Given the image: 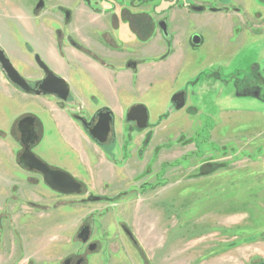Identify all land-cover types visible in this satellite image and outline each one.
<instances>
[{
	"label": "rangeland",
	"instance_id": "obj_1",
	"mask_svg": "<svg viewBox=\"0 0 264 264\" xmlns=\"http://www.w3.org/2000/svg\"><path fill=\"white\" fill-rule=\"evenodd\" d=\"M44 1L40 15L38 0H0V44L19 72L39 74L23 48L35 38V52L58 53L65 71H55L71 88L59 111L0 71V264H264V0ZM55 5L72 11L69 25ZM58 29L81 48L54 38ZM102 32L115 34L116 51L99 43ZM95 63L115 72L105 92L87 80ZM180 91L187 101L177 110ZM137 104L149 111L145 130L126 120ZM104 107L114 110V139L101 148L68 114ZM28 115L44 124L37 153L102 201L57 194L37 176L33 208L35 181L18 163L17 125ZM85 225L93 253L77 237Z\"/></svg>",
	"mask_w": 264,
	"mask_h": 264
},
{
	"label": "flooded vegetation",
	"instance_id": "obj_2",
	"mask_svg": "<svg viewBox=\"0 0 264 264\" xmlns=\"http://www.w3.org/2000/svg\"><path fill=\"white\" fill-rule=\"evenodd\" d=\"M85 4L90 5L92 0H89L90 2L87 3L85 0H82ZM46 8V3L44 0H38L37 3V12L38 14L41 15L42 11ZM36 10V9H34ZM56 12L59 14L60 17H62L64 19V23L65 26L69 25L71 22V16H72V11L69 10L68 8H66L64 5H55L53 7L52 13ZM69 14V20L66 19V15ZM58 24H60V26H63V24L57 22ZM110 24L113 23V21L109 22ZM103 37H102V41H100L99 43L101 45L106 46L109 50L111 51H116L117 50V46H118V42L116 40L115 34H111L109 32H102ZM52 34L54 35V38L56 39H61L64 41L65 44H69L70 46H74L75 48H81V46L72 39L71 36H69V31L68 34L65 31L58 29V30H53ZM47 35V33H46ZM39 39L41 40L42 44L45 43V35H42V33L39 34ZM36 39L34 38L32 41L27 42V44L23 47L25 48V50L27 51V53H29V55H32V60L33 62L36 64L37 69L39 70V74L37 75V77H28L26 75H23L19 72V70L17 69V66L15 65L14 61H13V56L11 55V53L9 52V50L7 49V43L5 45H1L0 44V48L1 50H3L5 56L9 59V61L11 62V64L13 65V67L17 70V72L20 74V76L22 77V79L18 82H27L30 86V90L26 91L24 89H21L20 87L14 85L13 83H11L16 90L23 92L24 94L27 95H33L35 97H39V98H54L56 100L55 105L57 107V109L59 111L60 107L62 106L63 103H67L70 102V98H71V88L69 85V97L67 100H62L59 95L56 94H45L43 90H40V86L43 82H59L55 79H50L47 78V73L45 71L44 68L41 67V65L37 62V57H39V59L45 64V66L53 73L55 74L58 78H62L65 80V82H70L67 78H65L64 76L58 74L55 70V66L53 61L51 60V57L49 55V53L51 51H47L45 50L44 53H42L40 50L39 52H35V48L37 46L36 43ZM44 47V46H43ZM38 49V48H37ZM56 49V48H55ZM16 58V57H15ZM131 63V62H129ZM102 64V63H100ZM0 71L2 72L3 76L5 77V82H13L7 75V73L2 69L1 64H0ZM53 90L55 92H58V94L62 93V90L60 87L58 86H54L52 85ZM37 92H42L40 95H38ZM182 92V91H180ZM179 93V92H178ZM175 107V104H174ZM110 113V116L112 118V120L109 121L110 123V130L109 133L107 135L106 138V142L105 143H99L96 139H94L91 134L90 131L91 130H95L98 131V133L100 134V131L98 130V127L103 125V123H105V121L109 118L106 114ZM84 114H77V113H70L68 114V118L71 119L70 122H72V124L76 127L79 128V130H81L90 140L94 141L95 144L101 148H106V147H110L111 145H113V139H114V124H115V117L114 114L111 110H109L108 108H99L97 109L91 116H83ZM54 116V115H52ZM63 115L61 114L60 117H62ZM58 118V116L56 117ZM30 120L28 121L27 125H23L22 127L20 126V123L24 120ZM33 119V120H31ZM57 121V119H56ZM69 121H64L62 119V127H64L65 132H67L68 130H70V124L67 123ZM59 125V123H57ZM42 125H44L43 123H41L38 119V117L36 116H25L24 118H22L17 125L18 131L20 133V143H21V154L18 158V163L20 165V168L27 173H32L33 175V179L35 181V192H36V198H35V202L33 203V208L37 211V176L42 179V181L46 184V186L52 190L53 192L63 195V196H87V199L84 200V202H98V201H102L103 197L100 196H95L92 194H87V192H85V186L83 184V181L71 170L65 169L63 167H61L58 164L52 163L51 161H46L44 158H42L37 151L35 150L37 148V146L39 145V143L42 141V132L45 133L44 129L42 128ZM61 125V124H60ZM72 125V126H73ZM31 151L37 158H39L41 161H43L45 164L48 165V167L51 170L54 171H61L64 172L68 175H70L71 177L74 178L75 181H77L79 184H81V190L79 193H75V194H65L59 191L54 190L52 187H50L46 181H45V174H43L41 171L37 170V166H33L32 168L30 167L31 165V161L30 159H28L27 157H24L27 153ZM123 231L125 232V234L128 236L126 231H129L126 225H122ZM77 237L79 238V240H81V243L83 245L86 246L85 250L89 251L90 253L95 252L98 248L99 245L98 243L91 241L92 239V230L90 225H85V226H81ZM85 239H87V241H85ZM86 262V258L83 256L78 257L77 259L73 258V257H68L66 258V260L63 262V264H85Z\"/></svg>",
	"mask_w": 264,
	"mask_h": 264
},
{
	"label": "water",
	"instance_id": "obj_3",
	"mask_svg": "<svg viewBox=\"0 0 264 264\" xmlns=\"http://www.w3.org/2000/svg\"><path fill=\"white\" fill-rule=\"evenodd\" d=\"M87 3H89V0H85ZM196 11H202L201 7L194 8ZM70 15H66V19L69 20ZM160 30L162 31V34L165 37L169 36L168 26L167 22L165 20H161L159 22ZM192 42L195 45H199L201 43V38L199 36H194L192 38ZM37 62L41 65L42 68L45 69L47 73V78L55 79L59 82H43L40 86V90H43L45 94H56L59 95V97L62 100H67L69 97V84L65 82L64 79L58 78L55 74H53L46 66L45 64L37 57ZM0 64L2 69L7 73L8 77L13 81L14 85L20 87L21 89H24L26 91L30 90V86L27 82H18L22 79L20 74L17 72V70L13 67L9 59L5 56L3 50L0 48ZM128 67L132 70L137 69V64L135 62H131L128 64ZM52 85L58 86L61 88L62 93L58 94V92H55L53 90ZM38 95H40L42 92H37ZM186 93L184 91L179 92L177 94H174L172 97V102L175 104V108L177 110H181L186 105ZM109 118L103 123V125L98 127V130L100 131V134L98 131L91 130L90 134L91 136L96 139L99 143H105L107 135L110 130V123L109 121L112 120L110 113L106 114ZM149 111L148 108L143 104H137L132 106L126 115V120L128 122L135 123L137 128L139 130H145L148 128L149 125ZM33 120V119H31ZM28 121L30 120H24L20 123V126L22 127L24 124L27 125ZM26 155L24 157H27L31 161L30 167L37 166V170L41 171L43 174H45V181L46 183L52 187L54 190L65 193V194H75L79 193L81 190V184H79L77 181L74 180L73 177L70 175L61 172V171H54L51 170L47 164H45L43 161H41L39 158H37L31 151L25 153ZM129 230V229H128ZM128 234V237L133 241L134 244H136V240L132 234V232L126 231ZM87 241V239H85Z\"/></svg>",
	"mask_w": 264,
	"mask_h": 264
},
{
	"label": "crops",
	"instance_id": "obj_4",
	"mask_svg": "<svg viewBox=\"0 0 264 264\" xmlns=\"http://www.w3.org/2000/svg\"><path fill=\"white\" fill-rule=\"evenodd\" d=\"M82 8H85V7H82ZM86 9V8H85ZM50 57H51V60L53 61L54 63V66H55V69L57 67L58 71L60 72H64L65 68L64 66H62L60 63H59V57H58V53L55 52V51H51L49 53ZM93 71V75L88 73L89 76H88V81L91 82L90 79L93 80V82H96V84L99 83V90L100 88L105 92L106 91V87H108V85H106V82H113V80L115 79V72H113L111 69H108V68H103L102 66H100L99 64L95 63L93 65H90V67H88L87 71ZM134 73L137 72V69L136 70H133ZM95 72H98V76L96 77V74ZM140 74V73H139ZM123 75V74H122ZM131 78L134 77V75H131V74H128ZM68 77V76H67ZM144 82V80L142 81ZM131 85L133 86V84L131 83ZM131 86V87H132ZM111 111L113 112L114 110L112 109L111 107ZM125 112V111H124ZM123 112V113H124ZM126 114V112H125Z\"/></svg>",
	"mask_w": 264,
	"mask_h": 264
},
{
	"label": "trees",
	"instance_id": "obj_5",
	"mask_svg": "<svg viewBox=\"0 0 264 264\" xmlns=\"http://www.w3.org/2000/svg\"><path fill=\"white\" fill-rule=\"evenodd\" d=\"M164 37H165V36H164ZM165 38H166L167 41L171 40V36H170V34H169L168 37H165Z\"/></svg>",
	"mask_w": 264,
	"mask_h": 264
}]
</instances>
